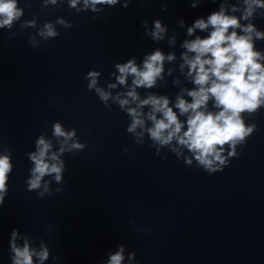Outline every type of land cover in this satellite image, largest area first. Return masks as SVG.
Returning <instances> with one entry per match:
<instances>
[{
    "label": "clouds",
    "instance_id": "obj_1",
    "mask_svg": "<svg viewBox=\"0 0 264 264\" xmlns=\"http://www.w3.org/2000/svg\"><path fill=\"white\" fill-rule=\"evenodd\" d=\"M119 2L120 0H83L82 8H77L81 0H69V5L78 12L89 9L98 12L97 5L115 6ZM51 3H56V0H51ZM128 3L129 0H125L122 6L127 8ZM197 6L198 0H193L191 7ZM164 8L166 10V6ZM256 8H264V0H244L243 11L238 18L235 15H227L222 5L219 11L211 13L207 19L199 18L187 28L189 36L197 29L201 31L211 29L206 37L196 36L193 40H185L182 45L186 51L182 53L184 63L180 67L183 70L187 66V76L194 85L192 89L186 90L190 100L177 95L175 104L170 106L167 96L149 94L147 98L140 99L136 91L139 87L153 88L157 79H162L164 61L174 60V54L165 55L157 49L145 57L142 67L138 66L135 60L117 64L119 75L116 76V81L119 85H126L127 78L133 77L130 90L124 94L125 98H121L119 94L112 97L131 118L126 131L137 137H142L146 133L157 146V154L161 148L168 147L179 157L186 149L191 153V158L185 157L184 162L187 165H192L195 160L210 174L223 171L221 166L227 162V157L223 155L224 145H229L231 149L227 155L235 156L236 144L242 143L255 127L254 125L246 127L241 113L254 112L264 103V65L260 63L264 56L254 51L252 36L255 33L256 38H264V33L256 31L251 23L247 26L240 24L241 19L248 20L252 17ZM237 10L238 8L233 6L232 11ZM22 14L17 0H0V28L11 29ZM27 25L34 26V21L27 22ZM236 29H240L244 34H238ZM165 32L166 27L157 19L151 31L152 38L161 40ZM40 35L47 40L58 33L51 24H46ZM99 75L97 71H90L87 74L90 81L88 88H95L100 100L107 105L111 94L97 87ZM117 83L109 84L108 87L116 88ZM210 99L214 101L213 107L218 111L208 110ZM132 103H135V107L129 106ZM145 106L150 108L147 113L143 112ZM146 121L150 122V126ZM53 134L57 138H63L59 152H52L49 156L52 143L40 137L36 141L37 151L29 155L34 167L30 170L31 176L26 182L27 191L43 187V191L39 192L41 197L49 191L47 182L42 185L46 175L54 174L57 183L62 181L64 162L60 155L65 151L81 150L84 147L83 144L76 142L69 144L76 132L64 131L60 123L54 124ZM11 171L10 157L0 156V207L3 206L8 194L7 185ZM10 235V249L14 253L13 264H33L34 256L38 258L40 264L48 259L47 247L42 246L37 252L26 239L22 246L17 245V229H13ZM123 252L124 247L121 246L115 254H110L107 264H122L125 260ZM134 257L133 252L129 254L128 259L132 260Z\"/></svg>",
    "mask_w": 264,
    "mask_h": 264
}]
</instances>
